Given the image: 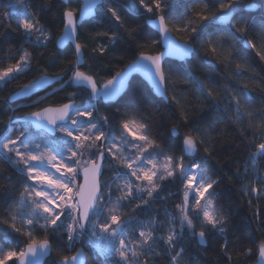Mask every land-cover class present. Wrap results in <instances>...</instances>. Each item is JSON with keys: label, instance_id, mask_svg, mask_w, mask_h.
<instances>
[{"label": "snow or ice", "instance_id": "snow-or-ice-1", "mask_svg": "<svg viewBox=\"0 0 264 264\" xmlns=\"http://www.w3.org/2000/svg\"><path fill=\"white\" fill-rule=\"evenodd\" d=\"M54 2L63 6L58 13L62 27L60 34L55 36L54 46L74 59L66 56L67 63L51 75L46 68L39 69L40 75L24 84L16 94L29 99L36 95L37 98L31 101L35 106L58 91H46L52 83L60 84L59 90L72 87L77 91L68 94L67 102L48 104L25 114L18 121L9 117L7 132L0 134V159L6 160L20 177L18 196L11 202L0 198V232L3 233L0 237V264H46V258L52 254L54 238L66 239L67 248L71 250L85 237L88 246L104 259V264H147L157 240L163 241L170 254L175 251L185 229L191 238L206 244V228L224 236L221 251L232 264V257L227 253L228 239L224 235L227 217L220 215L222 209L215 204L214 193L220 178L204 174L199 158L200 147L205 144L208 129L217 123L218 117L228 115L233 124L245 119L264 121V109L256 114L246 107L254 99V89L247 84L241 85L239 91L231 90L228 97L214 94L212 81L206 83L191 71V60L197 57L201 66L215 71L213 65L219 57L225 61L235 58L236 44L256 49L255 36L249 35L254 31L251 21L237 17L236 0H216L212 4L208 0H191V4L203 3V8L198 10L182 0H129L127 4L116 3V0H83L79 7L73 6L72 0H44L36 9L29 0H15L5 5L3 22L14 26L25 45L47 47L53 43L54 33L46 27L42 13L51 11ZM248 7L255 9L257 5L250 3ZM125 8L133 15L143 17L144 23L159 36V40L152 39L151 44L162 45L164 51L157 55H145L140 51L136 59L130 60L122 70L110 78L98 79L91 73L90 66L85 68L90 41L106 37V44L91 49L93 54L104 55L122 39L121 30L126 32L130 41L138 40L141 26H131L122 12ZM181 8L186 11L179 12ZM91 20L108 30L96 31L93 35L94 30L90 29L87 38L81 37L84 23ZM260 30V35H264V21ZM172 31L184 33V38L177 40ZM145 44H138V49ZM17 52L19 58L15 63L0 68V83H7L32 70L33 52L26 47L18 48ZM256 55L264 61V52L257 51ZM169 58L188 67L182 83L190 85L215 113L208 126L197 127L187 114L190 101H182L176 94L172 96V103L183 109L180 120L187 131L181 133L178 121L158 140L153 135L151 114L143 112L139 106L145 103L143 100L123 108L116 107L111 116L100 113L99 104H119L129 95L134 73L143 76L155 96L167 102L165 93L172 73L166 69L165 63ZM49 60L54 62V57ZM224 67L229 68V64L225 63ZM249 71L255 70L246 63H236L231 75L239 78ZM79 89H84L87 95L77 103ZM40 91L45 95L39 96ZM191 110L195 111L194 108ZM230 113H234V117ZM12 123L21 126L15 135L12 134ZM252 127L250 123L249 128ZM255 127L264 132V126ZM254 147L255 151L249 152L253 168L257 158L264 159V141ZM129 151L134 157L125 155ZM209 154V148L204 147V156ZM105 167L112 170L110 181L102 179ZM247 173L246 163L243 174ZM235 175L242 178L239 168ZM168 179L179 180L182 185L175 193H183L182 201L175 205L179 212V229L170 227L166 237H157L154 235L157 226L154 222H147L138 229V238L133 239L127 225L135 217L123 218L118 214L120 209L133 201H139L134 212L148 207L162 187L157 181ZM137 182H146V187ZM255 182L264 185V177H258ZM244 194L261 193L255 186L245 185ZM175 219L170 217V223ZM194 221L199 222L201 230H196ZM41 230L44 233L42 238L39 236ZM13 235L17 238L16 243L12 242ZM236 243L242 244L243 241L237 238ZM255 246L256 264H264V239ZM182 251L171 255V264H179ZM252 253V247L242 250L245 257ZM83 256V251L77 250L72 256H62L53 264H85ZM141 256L144 261L140 260Z\"/></svg>", "mask_w": 264, "mask_h": 264}, {"label": "trees", "instance_id": "trees-1", "mask_svg": "<svg viewBox=\"0 0 264 264\" xmlns=\"http://www.w3.org/2000/svg\"><path fill=\"white\" fill-rule=\"evenodd\" d=\"M13 1L15 0H0V68H6L9 64L15 63V60L19 58L17 49L20 47H26L29 51H32L34 60L31 71H26L7 83H0V134H4L7 131L10 123L9 117L14 120L32 111H37L48 104L67 102L68 94L77 91L72 87L59 90L60 84L55 83L46 91L52 92L53 89H58V91L41 104L32 105L31 101L37 98L36 95L16 103L11 104L8 102L7 99L13 92L40 75L39 69L46 68L49 75H51L53 72L60 71V68L67 63L66 56L74 59L69 53H65L62 50L58 51L54 46L55 36L60 34V28L62 27L58 13L62 11L63 6L54 2L51 11L42 13V19L45 21L46 27L54 33L53 43H50L47 47L33 48L23 43L21 34L14 29V26H9L6 22H3L2 13L5 11V5ZM29 2L36 9L43 4L44 0H29ZM182 2L189 4L194 10L204 6L203 3L191 4V0H182ZM208 2L212 4L216 0H208ZM251 2L260 6L259 11L255 13L244 12V5ZM116 3L127 4L129 0H116ZM236 3L237 17L242 16L245 19H249L254 26V31L249 35L255 36L254 42L257 43V48L245 49L241 44H236L235 58L225 61L222 57H219L213 65L215 71L206 66H201L199 58L193 57L191 60V71L206 83L212 81L214 94H222L225 97H228L231 90L239 91L241 85L247 84L249 88L254 89V99L246 107L253 113L259 114L261 109H264V61L259 59L256 52H264V47H261V44L264 43V35H260V24L264 21V0H236ZM72 4L75 7H79L77 0H72ZM210 10L215 11L217 9L210 8ZM185 11L186 9L184 8L179 10L181 13ZM122 12L126 19L131 22L132 27L141 26L137 34L138 40L136 42L130 41L126 32L121 30L119 34L122 39L117 41L115 46L110 47L104 55L93 54L91 49L99 44H106L107 38L97 37L95 40L90 41L85 56V68L90 66L91 73L96 75L98 79L110 78L111 75L122 70L130 60H134L140 51H143L144 54L153 55L161 50L159 44H151V40H158V37L144 23L143 17L133 15L126 8ZM173 19L175 20L176 17ZM90 29L94 30L93 35L96 31L108 30L106 27L98 25L96 20H91L84 23L83 28L80 30L81 37L87 38V33ZM172 33L178 40L184 38V33L182 32L172 31ZM146 40L147 44H145ZM138 44H145V46L138 49ZM49 57H54V62L50 61ZM225 63L229 64V68L226 69L224 67ZM236 63H246L255 71L245 72L239 78L232 76L231 73L235 70ZM165 66L172 73L169 76L168 88L165 93L168 97L167 102L155 98L143 81L138 77H133L129 95L120 100L119 104H99L100 113H107L111 116L116 107L123 108L125 105L143 100L145 103L139 106L143 112L151 114L150 120L153 126V135L158 140L161 134H164L173 125H177L178 121L181 133L187 131L183 126V121L180 120V113L183 109L180 105L172 103V96L176 94L178 99L190 101V110L187 114L192 122L201 129L208 126L215 113L208 109L203 98L196 95L190 85L182 83L184 73L189 70L188 67L183 62L179 63L171 60H166ZM167 74L168 72L166 71ZM65 79H67V76ZM60 83L63 82L61 81ZM78 91L77 103H80V98L86 97L87 93L84 89H79ZM38 95L43 96L45 92ZM193 108L195 111L191 110ZM230 114L234 117V113ZM250 123L253 125L252 128H249ZM18 125L17 123H12L11 126L13 128ZM256 125L264 126V121L254 119L250 122L245 119L233 124L228 115L218 117L217 123L208 129L205 136V144L200 147L199 158L202 160L204 174L211 175L213 178H220L214 193L217 198L215 204L222 209L220 215L227 217V229L224 235L228 239L227 253L232 257V264L254 263L257 255L255 245L259 240L264 239V185L255 182L258 177H264V159L257 158L255 168L249 169V162L251 161L249 152L255 151L254 145L256 143L264 141V132H261L260 128L255 127ZM242 132L243 135H241ZM204 147L209 148L210 154L208 156H204ZM185 162H187V158ZM246 163L248 173L244 175ZM238 168L242 178H238L235 175ZM111 171L109 167H105L102 179L109 181ZM19 180L20 177L14 168L6 160L0 159V198L9 202L14 200L18 196ZM161 183L162 187L154 194L155 199L148 207L136 209L134 212L135 204L139 203V201H133L132 203H125L120 209L118 214L123 218L135 217L134 221L127 225V228H130V236L133 239H137L136 232L142 223L154 222L157 226V231L154 235L157 237H166L170 227L179 229V212L176 210L175 205L182 201V192L179 195L175 193L182 188V185L179 180L173 182L171 179ZM245 185L255 186L261 194L246 196L244 194ZM170 192L173 195L169 196ZM249 200H251V203H249ZM257 213L259 214V220H257ZM170 217L176 218L174 223H170ZM194 223L196 224V230H201L199 222L194 221ZM57 231L59 232L60 230L58 229ZM205 231L207 233L206 244L200 245L198 240L191 238L190 232L185 229L175 246V251L183 249L182 255L178 257L179 264H229L227 255L221 251V245L225 243L224 236L207 228ZM2 235L3 233L0 232V237ZM43 235L44 233L41 230L39 236L42 238ZM237 238L242 240L243 243H236ZM11 239L13 243L17 242V238L14 235ZM247 247L253 248V253L249 257L242 255V250ZM79 248L85 253V264H104V261L100 260V256L88 246L86 237L75 243L71 250L67 248L66 239L54 238L52 254L46 260V264H53L54 261L65 255L71 256ZM166 248L167 246L163 244L162 240H157L152 246L151 253L147 258V264H171V255H175V251L169 254ZM144 259L143 256L140 257L141 261H144Z\"/></svg>", "mask_w": 264, "mask_h": 264}, {"label": "water", "instance_id": "water-1", "mask_svg": "<svg viewBox=\"0 0 264 264\" xmlns=\"http://www.w3.org/2000/svg\"><path fill=\"white\" fill-rule=\"evenodd\" d=\"M78 2H79V4L81 3V2H83V0H77ZM249 5V4H248ZM248 5L247 6H245V9L244 10H246V11H252V10H255V9H250L249 7H248ZM147 25V24H146ZM149 28H150V26L149 25H147ZM151 29V28H150ZM152 30V29H151ZM152 31H154V30H152ZM155 32V31H154ZM156 35H157V37H158V40H159V36H158V34L156 33ZM172 35H173V33H172ZM173 37L174 38H176L174 35H173ZM177 39V38H176ZM178 40V39H177ZM54 44H55V41H54ZM159 46H160V52H163L164 51V48H163V46L162 45H160L159 44ZM159 52V53H160ZM159 53H157V54H159ZM157 54H153V55H157ZM145 55H151V54H145ZM136 59V58H135ZM167 60H171V61H175V62H179V63H182L181 61H179V60H176V59H172V58H169V59H167ZM133 77H138L141 81H143L145 84H146V86L150 89V91H151V93H152V95L155 97V98H158V99H161L160 97H158V96H155V94L152 92V90H151V87H150V85L148 84V82L144 79V77L143 76H141L139 73H134L133 74ZM55 83H52L49 87H47L46 88V90L48 89V88H50L52 85H54ZM20 89V88H19ZM19 89H17L15 92H13L9 97H8V102L9 103H16V102H18V101H21V100H25V99H28L29 97H27V96H18L16 93H17V91L19 90ZM44 91H40V92H38V94H40V93H43ZM34 95H32L31 97H33ZM102 104H111V103H102ZM23 117V116H22ZM21 118V117H20ZM20 118H16V119H14L13 121H18ZM82 177H81V182H82ZM199 243V242H198ZM200 244V243H199ZM200 245H202V244H200ZM204 245V244H203ZM77 250H81V251H83L81 248H79V249H77ZM76 250V251H77ZM76 253V252H75ZM74 253V254H75ZM83 253H84V251H83ZM72 256V255H71ZM49 257H47L46 258V260L48 259ZM83 259H84V261H85V253H84V256H83ZM256 260H257V255H256V258H255V262L254 263H252V264H256Z\"/></svg>", "mask_w": 264, "mask_h": 264}, {"label": "rangeland", "instance_id": "rangeland-1", "mask_svg": "<svg viewBox=\"0 0 264 264\" xmlns=\"http://www.w3.org/2000/svg\"><path fill=\"white\" fill-rule=\"evenodd\" d=\"M14 2H15V1H13L12 3H14ZM13 129H14V130H13L12 134L15 135L16 132H18V131L21 130V126H19V125H18V126H15V127H13ZM6 132H7V131H6ZM6 132H5V133H6ZM5 133H4V134H5ZM129 139H130V138H129ZM125 155H127V156H133V157H134V153H132L131 151L126 152ZM162 162H163V161H162V158H161V163H162ZM251 168H252V164H251V161H250V162H249V169L251 170ZM111 173H112V171L110 172V176H111L110 180L112 179V174H111ZM110 180H109V181H110ZM139 183L141 184V187H146V182H139ZM157 183H161V182H160V181H157ZM181 192H182V191H181ZM182 197H183V193H182ZM65 223H67V221H66ZM143 224H144V223H142V225H143ZM142 225H140V227H141ZM140 227H139V228H140ZM139 228H138V229H139ZM129 229H130V228H127L128 232H129V234H130V230H129ZM136 233H137V236H136V237L138 238V230H137ZM86 239H87V237H86ZM130 259H131V257H130ZM100 260H101V261H104V259L101 258V257H100Z\"/></svg>", "mask_w": 264, "mask_h": 264}, {"label": "flooded vegetation", "instance_id": "flooded-vegetation-1", "mask_svg": "<svg viewBox=\"0 0 264 264\" xmlns=\"http://www.w3.org/2000/svg\"><path fill=\"white\" fill-rule=\"evenodd\" d=\"M252 3V2H251ZM256 5H257V7H256V9L255 10H252V11H246V10H243L244 12H246V13H255V12H257V11H259V9H260V6L257 4V3H255ZM237 12H238V10H237ZM174 35V34H173ZM175 36V35H174ZM241 46L243 47V48H245L242 44H241ZM245 49H248V48H245Z\"/></svg>", "mask_w": 264, "mask_h": 264}, {"label": "bare ground", "instance_id": "bare-ground-1", "mask_svg": "<svg viewBox=\"0 0 264 264\" xmlns=\"http://www.w3.org/2000/svg\"><path fill=\"white\" fill-rule=\"evenodd\" d=\"M250 4V3H249ZM248 4H246V5H244V7H243V10L245 9V6H247Z\"/></svg>", "mask_w": 264, "mask_h": 264}]
</instances>
